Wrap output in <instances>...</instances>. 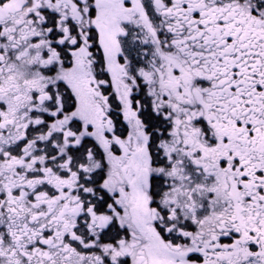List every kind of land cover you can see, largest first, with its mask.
Here are the masks:
<instances>
[{
	"label": "snow or ice",
	"instance_id": "obj_1",
	"mask_svg": "<svg viewBox=\"0 0 264 264\" xmlns=\"http://www.w3.org/2000/svg\"><path fill=\"white\" fill-rule=\"evenodd\" d=\"M0 264H264V0H0Z\"/></svg>",
	"mask_w": 264,
	"mask_h": 264
}]
</instances>
